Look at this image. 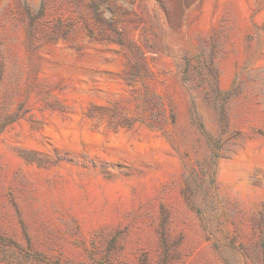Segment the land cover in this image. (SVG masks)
<instances>
[{"label":"rangeland","instance_id":"obj_1","mask_svg":"<svg viewBox=\"0 0 264 264\" xmlns=\"http://www.w3.org/2000/svg\"><path fill=\"white\" fill-rule=\"evenodd\" d=\"M0 264H264V0H0Z\"/></svg>","mask_w":264,"mask_h":264}]
</instances>
